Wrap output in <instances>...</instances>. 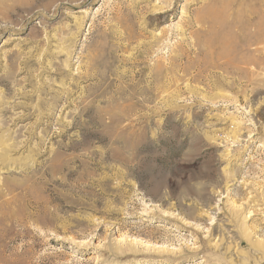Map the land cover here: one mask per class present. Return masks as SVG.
<instances>
[{
  "label": "rangeland",
  "instance_id": "1",
  "mask_svg": "<svg viewBox=\"0 0 264 264\" xmlns=\"http://www.w3.org/2000/svg\"><path fill=\"white\" fill-rule=\"evenodd\" d=\"M0 264H264V0H0Z\"/></svg>",
  "mask_w": 264,
  "mask_h": 264
},
{
  "label": "bare ground",
  "instance_id": "2",
  "mask_svg": "<svg viewBox=\"0 0 264 264\" xmlns=\"http://www.w3.org/2000/svg\"><path fill=\"white\" fill-rule=\"evenodd\" d=\"M239 245V244H238Z\"/></svg>",
  "mask_w": 264,
  "mask_h": 264
}]
</instances>
